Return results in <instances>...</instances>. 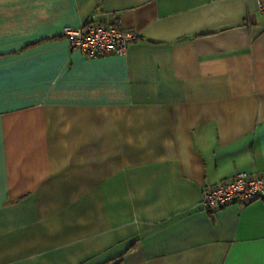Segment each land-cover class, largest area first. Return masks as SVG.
<instances>
[{"label": "crops", "instance_id": "1", "mask_svg": "<svg viewBox=\"0 0 264 264\" xmlns=\"http://www.w3.org/2000/svg\"><path fill=\"white\" fill-rule=\"evenodd\" d=\"M89 19L137 38L86 56ZM238 171L264 177L257 0H0V264H264V195L199 204Z\"/></svg>", "mask_w": 264, "mask_h": 264}, {"label": "built area", "instance_id": "2", "mask_svg": "<svg viewBox=\"0 0 264 264\" xmlns=\"http://www.w3.org/2000/svg\"><path fill=\"white\" fill-rule=\"evenodd\" d=\"M259 12L264 14V0H257ZM62 33L68 38L73 50H80L89 57L105 56L124 52L130 41L137 38L136 32L120 26L117 20L102 24L92 19L79 27L65 25ZM264 195V177L256 173L235 172L231 177L205 185L199 204L206 211L229 203L245 206Z\"/></svg>", "mask_w": 264, "mask_h": 264}]
</instances>
